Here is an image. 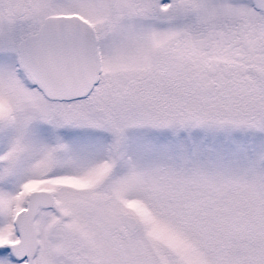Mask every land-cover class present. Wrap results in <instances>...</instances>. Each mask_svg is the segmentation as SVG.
Listing matches in <instances>:
<instances>
[{"label":"snow or ice","instance_id":"6c2138e0","mask_svg":"<svg viewBox=\"0 0 264 264\" xmlns=\"http://www.w3.org/2000/svg\"><path fill=\"white\" fill-rule=\"evenodd\" d=\"M0 264H264V0H0Z\"/></svg>","mask_w":264,"mask_h":264}]
</instances>
